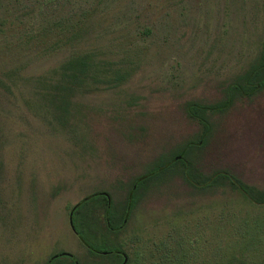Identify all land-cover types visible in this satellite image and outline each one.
I'll return each mask as SVG.
<instances>
[{
	"label": "rangeland",
	"instance_id": "rangeland-1",
	"mask_svg": "<svg viewBox=\"0 0 264 264\" xmlns=\"http://www.w3.org/2000/svg\"><path fill=\"white\" fill-rule=\"evenodd\" d=\"M82 53L126 79L78 95L63 129L38 79ZM263 59L264 0H0V264H47L62 253L93 260L71 213L97 195L123 206L176 150L187 151L198 182L228 172L263 196L264 89L246 97L245 80ZM182 167L141 186L112 239L127 252H170V264L182 250L187 264H224L231 254L262 264L264 205L223 179L192 187Z\"/></svg>",
	"mask_w": 264,
	"mask_h": 264
},
{
	"label": "trees",
	"instance_id": "trees-1",
	"mask_svg": "<svg viewBox=\"0 0 264 264\" xmlns=\"http://www.w3.org/2000/svg\"><path fill=\"white\" fill-rule=\"evenodd\" d=\"M125 79L126 74L120 69L114 68L112 63L99 60L94 53H82L72 55L66 62L53 71L52 77L38 79V82L42 88L45 86L44 90L47 89L45 104L48 110L61 122L62 128L67 129L71 126L68 118L74 115V99L78 95L89 91V89H96L102 84L113 87ZM245 80L248 82V88L250 89L246 91V97H251L259 90L264 89V59L245 76ZM235 87L236 85H234V90L236 92L238 91L240 96H244L243 89L238 86ZM241 89L242 93H240ZM233 102L234 93L226 100L223 108H218L227 111L232 107ZM202 107L206 112L216 109L206 108L208 106ZM202 110H196L194 114L198 113L201 115ZM199 122L203 129H205V133L212 130V127L208 125L207 119L202 115L199 118ZM202 138L203 140L201 141L203 143L208 136L204 134ZM176 151L168 157L160 158L156 161L151 171L137 180L139 181V185L136 190L130 191L129 197L123 206H118L113 201L110 204L108 198L97 195L88 197L76 207L73 221L77 236L93 258V260L87 263L78 260L80 264H123L124 257L120 252L127 254V264H170V252L166 251L160 259L153 250H145L141 246L127 252L123 244L115 242L112 238L113 235L125 229L126 226L124 228L122 226H124L125 220L129 221L138 203L142 194L141 186L145 187L151 181L161 180V177L163 178L161 182H166L170 174V169L175 165L181 164L183 166L182 168L186 170L188 175V184L192 187L196 186V188L204 189L207 186L218 184L223 179L226 190L228 189L232 193L240 194L253 204L264 205V195L259 197L255 196L256 194L252 189L241 183L228 172L215 174L211 178L201 179L198 182L192 174L193 169L189 166L188 160L186 159L187 151L184 149ZM177 156H181V158ZM129 208L130 210L128 211ZM103 252L107 254L104 255L102 254ZM187 254V252L182 250L180 252L182 259L176 261V263L187 264ZM236 261L235 256L231 254L230 256H226L224 264H236ZM52 264H75V262L70 257L64 256L55 260ZM242 264L247 263L242 262ZM262 264H264V260Z\"/></svg>",
	"mask_w": 264,
	"mask_h": 264
},
{
	"label": "water",
	"instance_id": "water-1",
	"mask_svg": "<svg viewBox=\"0 0 264 264\" xmlns=\"http://www.w3.org/2000/svg\"><path fill=\"white\" fill-rule=\"evenodd\" d=\"M106 197L108 198L109 203H110V197L108 195H106ZM126 223H127V220L124 221V224H126ZM70 225H71L73 231L76 232V229H75L74 223H73V212L70 215ZM102 254L106 255L107 253L103 252ZM120 254L124 257V263L123 264H127V262H128L127 254L124 252H120ZM64 256L70 257L75 262V264H80L79 261L77 260V258L70 253H62V254L56 255L53 258H51L47 264H52L56 259L64 257Z\"/></svg>",
	"mask_w": 264,
	"mask_h": 264
}]
</instances>
